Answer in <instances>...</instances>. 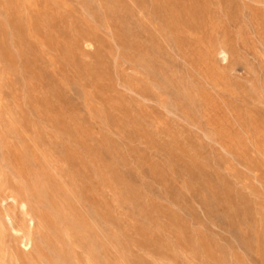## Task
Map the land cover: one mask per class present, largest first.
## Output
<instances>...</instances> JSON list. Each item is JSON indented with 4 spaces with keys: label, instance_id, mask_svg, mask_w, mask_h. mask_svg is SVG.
I'll return each instance as SVG.
<instances>
[{
    "label": "rangeland",
    "instance_id": "rangeland-1",
    "mask_svg": "<svg viewBox=\"0 0 264 264\" xmlns=\"http://www.w3.org/2000/svg\"><path fill=\"white\" fill-rule=\"evenodd\" d=\"M11 196L6 264H264V0H0Z\"/></svg>",
    "mask_w": 264,
    "mask_h": 264
},
{
    "label": "bare ground",
    "instance_id": "bare-ground-1",
    "mask_svg": "<svg viewBox=\"0 0 264 264\" xmlns=\"http://www.w3.org/2000/svg\"><path fill=\"white\" fill-rule=\"evenodd\" d=\"M9 200L12 201V203H18L22 210V219L20 223L17 222L14 215L11 214L7 209H4L2 212H0V214L4 219L7 220L9 230L15 235L19 236L23 247L26 248V251H29L33 243V228L35 225L36 216L31 211L26 201L18 200L14 196L9 197ZM0 264L6 263L4 260H0Z\"/></svg>",
    "mask_w": 264,
    "mask_h": 264
}]
</instances>
